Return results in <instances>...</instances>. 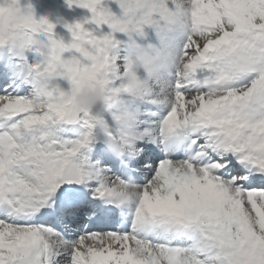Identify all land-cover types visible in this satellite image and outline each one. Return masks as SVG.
<instances>
[{"label":"snow or ice","instance_id":"6c2138e0","mask_svg":"<svg viewBox=\"0 0 264 264\" xmlns=\"http://www.w3.org/2000/svg\"><path fill=\"white\" fill-rule=\"evenodd\" d=\"M66 4L67 46L21 11L68 90L36 94V50L0 66V264H264V0Z\"/></svg>","mask_w":264,"mask_h":264},{"label":"clouds","instance_id":"9594fccd","mask_svg":"<svg viewBox=\"0 0 264 264\" xmlns=\"http://www.w3.org/2000/svg\"><path fill=\"white\" fill-rule=\"evenodd\" d=\"M0 38L3 40V43H0V50L11 51L20 58L36 50L46 58L42 68L32 66L29 69L38 96H46L49 88L62 91L60 84L62 73L57 45L50 36L28 25L26 15L21 11L19 3H13V0H0ZM72 101L81 111L93 113L110 112L121 104V98L115 96L110 102H105L103 88H89L84 84L78 87Z\"/></svg>","mask_w":264,"mask_h":264},{"label":"rangeland","instance_id":"374dc122","mask_svg":"<svg viewBox=\"0 0 264 264\" xmlns=\"http://www.w3.org/2000/svg\"><path fill=\"white\" fill-rule=\"evenodd\" d=\"M21 7H31L34 19L39 22L44 20L49 26L53 28V37L58 42L67 46L71 42L70 34L65 31L66 27H72L76 23L83 24L87 19L91 18V13L86 9L72 7L69 8L66 0H19ZM112 11L119 15V9L116 5H110ZM29 63L36 62L37 57L34 53L27 54ZM1 66H5L2 64ZM5 70V69H4ZM10 70V69H9ZM8 71V70H7ZM61 87L68 90L69 85L67 82L60 81ZM119 228L121 225L113 224Z\"/></svg>","mask_w":264,"mask_h":264},{"label":"bare ground","instance_id":"6f19581e","mask_svg":"<svg viewBox=\"0 0 264 264\" xmlns=\"http://www.w3.org/2000/svg\"><path fill=\"white\" fill-rule=\"evenodd\" d=\"M0 62H3L5 64V69L12 68V61L9 58V55L7 54L6 50H0ZM33 61H31V64Z\"/></svg>","mask_w":264,"mask_h":264},{"label":"water","instance_id":"95a60500","mask_svg":"<svg viewBox=\"0 0 264 264\" xmlns=\"http://www.w3.org/2000/svg\"><path fill=\"white\" fill-rule=\"evenodd\" d=\"M22 8V7H21Z\"/></svg>","mask_w":264,"mask_h":264}]
</instances>
